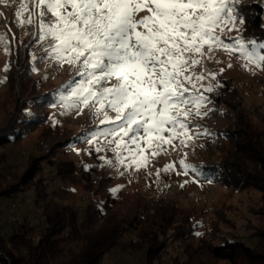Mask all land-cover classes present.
Returning <instances> with one entry per match:
<instances>
[{
	"label": "rangeland",
	"instance_id": "rangeland-1",
	"mask_svg": "<svg viewBox=\"0 0 264 264\" xmlns=\"http://www.w3.org/2000/svg\"><path fill=\"white\" fill-rule=\"evenodd\" d=\"M20 2L7 0V4L0 3V35L5 37L0 42V132L16 126L26 133L13 142L0 145V175L6 172L10 175L5 183L11 185L19 180L34 160L37 164L40 161V165L49 161L55 164L71 161L88 172L96 182L98 176H108L110 197L130 200L139 197L175 204L178 218L186 219L188 245H195L200 240H206L212 245L227 240H241L248 248H252L256 243L255 238L250 236L252 226L264 225V219L253 214L258 212L255 201L259 193L251 189L236 190L232 182L225 184L216 174L214 177L206 175L199 165L217 164L220 161L224 153L222 148L226 150L231 146L221 139L220 134L235 131L242 115L258 128L264 127V69L255 64L245 67L246 62L239 53L230 54L222 47L214 48L211 59L207 56L203 58L204 67L195 68L196 72H202L206 77L209 71L218 74L216 81L205 79L201 82L205 87L217 82L220 84L213 92L203 93L211 102L202 111L212 110L202 118L188 117L190 127L199 126V129L191 127L190 134L197 130H207L208 134L195 137L186 146H181L179 140L173 141L175 147L163 145L164 150L150 158L146 168L136 170L132 167L125 170L119 165L109 167L100 157L115 163L116 154L112 151L115 144L108 143L113 139L111 136L104 137L99 133L108 131L113 125L101 124L103 115H94V109L83 108L81 105V111L64 106L62 98L67 97L75 86L72 81H79L81 77L76 75L75 68L67 65L59 67L51 60L41 59L45 53L34 39L36 27L26 23L20 26L15 15ZM241 3L243 7L240 15L244 18V24L238 27L243 30L217 34L227 44L234 43L235 38H242L246 43L255 41L254 46L248 44V47H254L257 52L264 54V48H261L264 42L254 39V36L264 37V12L260 17V26L256 28L251 8L256 3L264 11V0H241ZM26 17L27 13L23 18ZM33 55L36 56L35 60L32 59ZM229 64L231 67H228ZM108 114L115 116L110 110ZM31 119L36 120L34 124L30 122ZM93 132L98 136L89 144L87 141L92 138ZM65 141H70L66 149L62 146ZM97 147L102 151L97 152ZM123 154L127 155L126 152ZM181 159L196 166L199 173L189 170L187 175L183 174L179 163ZM169 163L175 164V171L161 172L157 177V169H163ZM121 172L124 174L120 175ZM177 172L181 174L177 175ZM71 178L74 179L72 184L68 182ZM75 179L78 176H69L67 180L55 178L54 185L73 190L74 202L81 206V210L86 206H90V209L100 206L102 198L85 199L82 190L84 181L77 184ZM209 180L212 182L209 183ZM118 186H122L120 191L113 194L110 189ZM32 200V193L0 197L1 233L9 235L13 230L12 223L17 227L22 217L30 225L38 222ZM252 206L254 208L251 210ZM131 240L132 235H123L105 255L102 264H140L142 254L134 255L129 251ZM177 243L174 242V245ZM162 259L169 262L171 256L165 252ZM211 264L225 263L212 261Z\"/></svg>",
	"mask_w": 264,
	"mask_h": 264
},
{
	"label": "snow or ice",
	"instance_id": "snow-or-ice-1",
	"mask_svg": "<svg viewBox=\"0 0 264 264\" xmlns=\"http://www.w3.org/2000/svg\"><path fill=\"white\" fill-rule=\"evenodd\" d=\"M242 7L241 0H21L15 15L20 26L36 27L33 35L45 53L42 60L75 68L81 77L62 98L64 106L94 109V115H103L101 124L113 125L99 135L113 138L108 143L115 144V163L100 159L109 167L139 170L164 150L163 145L175 147L173 141L179 140L186 146L208 134L207 130L190 134L191 127L199 126L190 127L188 117L202 118L212 110L202 111L211 102L203 93L220 84L205 87L201 82L216 81L218 74L209 71L206 77L195 68L204 67L203 58L211 59L214 48L239 53L245 67L255 64L264 69V54L248 47L255 41L235 38L227 44L217 34L243 30L238 27L244 24ZM4 40L0 35V42ZM97 136L93 132L87 142ZM179 163L183 174L199 173L184 159ZM168 171H175L174 163L157 169L156 175ZM121 187L110 191L116 194Z\"/></svg>",
	"mask_w": 264,
	"mask_h": 264
},
{
	"label": "trees",
	"instance_id": "trees-1",
	"mask_svg": "<svg viewBox=\"0 0 264 264\" xmlns=\"http://www.w3.org/2000/svg\"><path fill=\"white\" fill-rule=\"evenodd\" d=\"M251 8L253 22L258 28L264 11L256 3ZM254 39L264 42L262 36H254ZM239 118L235 131L220 134L221 139L231 144L226 150L222 148L224 153L220 161L201 163L199 167L206 175H218L225 184L232 182L236 190L257 191L258 212L253 214L264 219V127L258 128L243 115ZM35 121L31 119L30 122L34 124ZM25 134L24 129L16 126L6 128L0 132V145ZM69 145L70 141L62 144L64 149ZM72 175L78 176L77 184L84 181L85 199L102 198L100 206L93 209L86 206L81 210L74 202L73 190L54 185L55 178L67 180ZM9 176L7 172L0 175V197L32 193L38 222L30 225L22 217L17 227L12 223L9 235L0 232V264H102L105 255L125 234L133 236L129 251L134 255L142 254L140 264H211L212 261L264 264V225L252 226L250 236L256 240L252 248L241 240H227L216 245L200 240L188 245L186 219L178 218L175 204L139 197L134 200L110 197L108 176H98L96 182L71 161L58 164L49 161L40 165V161L37 164L34 160L11 185L5 183ZM72 178L68 181L70 184L74 181ZM174 242L179 243L174 245ZM165 252L171 256L169 262L162 259Z\"/></svg>",
	"mask_w": 264,
	"mask_h": 264
}]
</instances>
